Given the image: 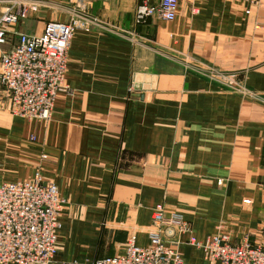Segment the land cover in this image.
<instances>
[{
	"label": "crops",
	"instance_id": "crops-1",
	"mask_svg": "<svg viewBox=\"0 0 264 264\" xmlns=\"http://www.w3.org/2000/svg\"><path fill=\"white\" fill-rule=\"evenodd\" d=\"M86 2L97 22L70 40L50 117L0 100V184L38 171L66 201L50 264L123 254L131 233L146 246L157 204L198 239L221 226L264 245V0H179L172 21L138 23L139 0ZM46 9L26 33L67 19Z\"/></svg>",
	"mask_w": 264,
	"mask_h": 264
},
{
	"label": "built area",
	"instance_id": "built-area-1",
	"mask_svg": "<svg viewBox=\"0 0 264 264\" xmlns=\"http://www.w3.org/2000/svg\"><path fill=\"white\" fill-rule=\"evenodd\" d=\"M68 1L65 21L49 20L39 34H32L18 31L16 26L37 11L39 1L0 0V100L8 102L13 114L48 119L56 96L69 91L65 71L70 40L77 29L96 23L97 18L88 12L86 0ZM178 5L179 0H139L134 20L138 23L155 15L172 21ZM65 203L56 184L44 181L38 171L29 180L1 183L0 264L52 263ZM183 244L201 250L208 264H264V245L252 244L246 235L242 242L232 243L221 226L198 239L182 214H165L163 204L151 212L146 246L136 245L131 233L123 254L87 264H187L179 251Z\"/></svg>",
	"mask_w": 264,
	"mask_h": 264
},
{
	"label": "rangeland",
	"instance_id": "rangeland-1",
	"mask_svg": "<svg viewBox=\"0 0 264 264\" xmlns=\"http://www.w3.org/2000/svg\"><path fill=\"white\" fill-rule=\"evenodd\" d=\"M39 1V7L37 9V11L33 14H31L32 16L18 22L17 26L16 27H20L21 30H18L16 28V30L18 31H21V32H26L25 29L27 30L28 28H26L27 26H31L32 25H39V27H41L44 23V20H43V10L45 8L48 7V10L49 12H54L55 14H59V15H62L64 18H66V16L68 15L67 12H66V9H68V7H70V3L68 0H60V2H58V0H37ZM44 7V9H43ZM29 28V30H31ZM34 31H36V29H32V32L34 34ZM35 34H38V33H35Z\"/></svg>",
	"mask_w": 264,
	"mask_h": 264
}]
</instances>
